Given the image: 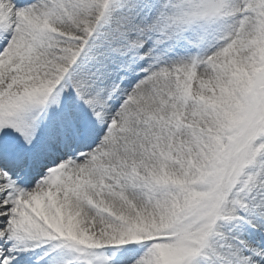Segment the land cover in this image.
Masks as SVG:
<instances>
[{"label": "snow or ice", "instance_id": "snow-or-ice-1", "mask_svg": "<svg viewBox=\"0 0 264 264\" xmlns=\"http://www.w3.org/2000/svg\"><path fill=\"white\" fill-rule=\"evenodd\" d=\"M0 264H264V0H0Z\"/></svg>", "mask_w": 264, "mask_h": 264}]
</instances>
